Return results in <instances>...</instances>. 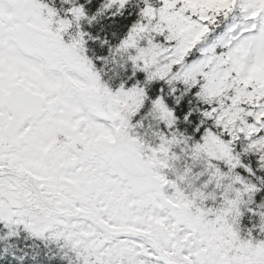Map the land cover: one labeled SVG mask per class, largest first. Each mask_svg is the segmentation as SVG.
I'll list each match as a JSON object with an SVG mask.
<instances>
[{
	"label": "snow or ice",
	"instance_id": "obj_1",
	"mask_svg": "<svg viewBox=\"0 0 264 264\" xmlns=\"http://www.w3.org/2000/svg\"><path fill=\"white\" fill-rule=\"evenodd\" d=\"M0 264H264V0H0Z\"/></svg>",
	"mask_w": 264,
	"mask_h": 264
}]
</instances>
